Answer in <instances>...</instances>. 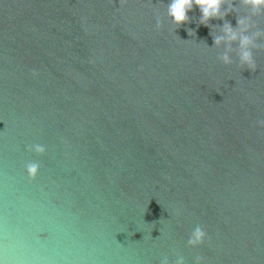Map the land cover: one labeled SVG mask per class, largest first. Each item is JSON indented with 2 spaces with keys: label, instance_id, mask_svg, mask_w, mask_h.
Instances as JSON below:
<instances>
[{
  "label": "water",
  "instance_id": "95a60500",
  "mask_svg": "<svg viewBox=\"0 0 264 264\" xmlns=\"http://www.w3.org/2000/svg\"><path fill=\"white\" fill-rule=\"evenodd\" d=\"M167 3L0 0L2 264H264V47L252 71L213 44L264 10L177 27Z\"/></svg>",
  "mask_w": 264,
  "mask_h": 264
},
{
  "label": "clouds",
  "instance_id": "9594fccd",
  "mask_svg": "<svg viewBox=\"0 0 264 264\" xmlns=\"http://www.w3.org/2000/svg\"><path fill=\"white\" fill-rule=\"evenodd\" d=\"M120 3H125V0H120ZM242 3L249 7L253 14L264 10V0H242ZM233 7L232 0H168L166 4V15L171 19V24L178 27L190 20L188 13L193 8H198L200 12L199 22L207 26L213 19H223ZM237 25V28H233L230 23L225 22L220 28L221 34L214 36V46H224V50L219 54L218 60L223 65H232L234 63L233 53H235L238 59V68L246 67L249 70L255 71L257 65L253 49L264 47V45L256 43L257 38L264 37V32L255 31L248 34L249 29L254 27L250 17L239 18ZM156 27L158 29L162 27V21L159 16H157ZM233 44L236 45L235 48ZM32 75L38 76V70L32 69ZM256 123L259 127L264 128V119H258ZM28 150L42 154L46 151V146L36 143L29 145ZM39 169L40 165L37 162L33 161L26 164V172L31 179L37 176ZM174 214L180 215L181 213L177 209ZM207 240H209L208 233L202 226L196 225L188 236L187 245L192 248H197ZM161 264H169V260L164 258ZM174 264H186L185 258L182 255L177 256ZM193 264H207V262L203 255L198 254L194 257Z\"/></svg>",
  "mask_w": 264,
  "mask_h": 264
}]
</instances>
